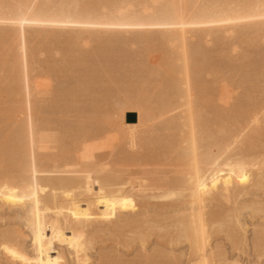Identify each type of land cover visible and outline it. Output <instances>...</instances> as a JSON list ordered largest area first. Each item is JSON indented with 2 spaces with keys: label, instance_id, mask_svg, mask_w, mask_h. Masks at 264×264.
I'll use <instances>...</instances> for the list:
<instances>
[{
  "label": "bare ground",
  "instance_id": "obj_1",
  "mask_svg": "<svg viewBox=\"0 0 264 264\" xmlns=\"http://www.w3.org/2000/svg\"><path fill=\"white\" fill-rule=\"evenodd\" d=\"M252 2L0 0V4L36 6L30 14L27 7L0 11V19L19 18L23 12L33 21L23 30L18 25L0 24V40L5 45L0 50V90H7L16 100V106L7 112L16 117L13 126L0 131V188L7 186L9 194L19 198L23 193L15 192V188L23 189L34 176L39 186L47 189L39 193V198L48 209L41 211L44 228L33 245L36 236L26 222L31 209L26 211L24 205H11L0 198L3 207L22 210L18 217H22L27 230V235L23 230L1 232L0 243L6 235L9 243L29 238L31 250L27 252L39 259L43 246L45 264H68L65 249L71 261L78 264L70 244L74 237L83 236L89 246L85 259L91 263L90 252L105 228L112 235L134 233L142 252L146 251L149 232L164 230L170 245L187 243L188 262L196 264L191 225L193 217L197 223L203 217L208 234L207 259L222 264V253L211 244L213 235L224 232L227 225L229 231L241 232L240 236L236 234L240 239L227 233L232 244L244 242L246 230L240 217L246 207L239 206L237 198L251 187L264 189V154L259 147L257 154L251 148L254 139L264 136V49L259 46L264 42V30L258 22L185 28L153 25L237 18V10L216 6ZM68 21L101 26H59ZM227 40L235 41L233 52L238 45L248 49H244L247 55L240 54L239 65L230 63L229 56L219 55ZM207 41L213 43L211 48L206 47ZM88 43L94 49L84 51ZM20 49L22 60L17 53ZM53 49L61 54V60L40 63L57 82L48 95L50 101L44 102L40 85L31 75L38 53ZM250 53L255 59L252 69L247 65V72L238 66L243 67ZM5 57L10 58L9 64L2 62ZM225 66L242 72L237 84L247 86L229 109L220 103L224 90L219 84ZM231 115L237 120L235 126L231 124L236 132L232 130L235 134L221 142L222 127L226 132L228 125H222L223 119ZM193 138L201 159L198 173L191 164ZM245 142L249 143L248 150L240 158L233 159L237 156L229 157L231 152L221 150L222 146ZM244 176L247 179L242 182ZM197 184L206 192L194 203L190 189ZM180 190L184 191L183 198H173V193ZM125 200L130 201L126 206ZM135 201L142 212L131 206ZM223 203L234 206L226 223L222 213L206 211L211 205ZM156 206L158 216H170L151 218L150 208ZM166 220L171 222L165 226ZM261 231L254 233L255 247L261 248ZM0 255L4 260L11 259L2 250ZM99 261L104 264L105 257L102 255Z\"/></svg>",
  "mask_w": 264,
  "mask_h": 264
},
{
  "label": "rangeland",
  "instance_id": "obj_2",
  "mask_svg": "<svg viewBox=\"0 0 264 264\" xmlns=\"http://www.w3.org/2000/svg\"><path fill=\"white\" fill-rule=\"evenodd\" d=\"M126 36L128 37V35H126ZM122 37H124V35ZM17 42H18V40H17ZM225 43H226V45L224 47L226 48V50H225V48L222 49V51L220 52L219 55H221L223 58L224 57L228 58V56H229L230 59H232V61H233V62L229 61L230 63H233L235 65H239L238 64L239 62H237L239 57L241 55H247L246 50H248V49H247L246 45H242V47H241V45H238V48H236V51L233 52L231 49L233 48L235 41L234 40H227V41H225ZM259 43H260L259 46L264 49V42L261 41ZM18 44H19V42H18ZM212 46H213V43L211 41L206 42V47L211 48ZM83 48H84L83 49L84 51L85 50L88 51L90 49H94V45L88 43V44L84 45ZM134 48H136V47L133 46V50H137V48L136 49H134ZM1 49L2 50L5 49V45L3 43V40L2 41L0 40V50ZM130 49L132 50V47ZM244 49H246V50H244ZM20 51H21V49L18 50L17 53L19 54V56L21 58V52ZM45 52L46 51L38 53V56H37L38 60L36 59L37 65L35 64L34 65L35 67L33 66L35 71H34V73H32L31 77L33 78L34 81H36L37 84L40 85L38 87V90L41 91L40 95L42 96V101L44 100V102H46L48 100V102H49L50 100H49L48 95L53 90L56 89L57 82L49 75V73H47L41 69L43 64H40V63L47 62L48 60H54V62L57 63L58 61L61 60V54L58 51H56L55 49L51 50L50 52H46V53ZM49 58H52V59H49ZM248 58L249 59H247L246 63L243 64V67L238 66L239 68L245 69V71H247V72H248L249 68L252 69V67H253L251 64H252V61H254V59H255V54H253V53L248 54ZM21 60H22V58H21ZM2 62L9 64L10 58L5 57V59L3 58ZM39 65H41V66H39ZM247 65H250V67ZM229 70L231 73L229 72ZM223 73H225V74H223ZM233 73H235V74H233ZM225 75H227V76H225ZM240 75H242V72H239L236 69L232 71L231 69L226 68V66L221 71L220 82H222V83H220L219 86H220L221 91L222 90H224V91L222 92V95L220 97V103H222L224 107L228 106V108H226V109H229L230 106L232 105L231 103L233 102V104H234L236 99L241 97L242 93L245 92V88L247 86H244V85L239 86L237 84V81L239 80ZM224 77H226V78L228 77V78L224 79ZM208 79H210V78H208ZM230 83H232V85ZM4 84H5L4 86L6 87V83H4ZM43 97H46V98H43ZM15 106H16V100L8 95L7 90H3V88H2L0 90V107H2V108H0V112L3 109L2 113L4 112V114H2L3 122L0 121L3 125L2 126L0 123V131H2V127L4 129H7V128L13 126V123H14L16 117H15V115H13V117H12V114L9 115L10 113L8 114L7 112L9 110V108L11 109V108H14ZM224 111H225V109H224ZM7 114L9 117H6ZM232 116L233 115H231L229 117V119L228 118L223 119L222 125L223 126H225L227 124L228 125L225 126V129H227L226 132H224L225 131L224 127H222L223 132L221 133L222 135H220V137H221L220 141L221 142L222 141L225 142L226 140L230 139L236 132L235 131L236 128H234V126L236 125L235 122L237 120H235L236 117H234V116L232 119L231 118ZM2 118H0V120ZM9 118H12V120ZM226 119H228L229 121L230 120H233V121L227 122L228 120H226ZM10 120H11V123H9ZM5 121L8 122L7 126H6L7 122H5ZM231 124L234 125V126L232 125V128H231ZM230 130L231 131L233 130L235 132L232 131L231 135L229 136V135H227V133L231 132ZM223 133H225V134H223ZM225 138H226V140H225ZM260 138L254 139L255 141L253 140V143H251L253 145L255 144L251 148L252 149L255 148L254 151H256L255 152L256 154L259 151V150L258 151L256 150L257 147H259L258 149L261 148V150H262L261 153L264 154V150H263L264 149V136L261 139ZM248 145H249L248 142H245V143H242L239 145L238 144L235 145L236 147L233 148L229 157L233 158V157L237 156L236 158H233V159L240 158L242 156V154L247 152ZM246 146H247V149L245 150ZM252 149H250V150H252ZM248 152H250L251 155L253 153V151L252 152L248 151ZM135 169H137V167H135ZM1 170H4V169H1ZM0 173L3 174V171H0ZM173 176H176V175L174 174ZM262 201H264V189L262 190L258 187H251L250 189H248V192L246 194H243L237 198V202H238L239 206L244 205L246 207L241 211V217H240L241 222L244 225V229L246 230V235H245L246 239L244 241L245 243L242 241H239V242L237 241L236 242L237 244L233 245L231 239L227 236L228 235L227 233L229 232L232 237H234V238L236 237L235 239H237V238L240 239V237H237L236 234H238V236H240L239 233H241V232L237 231V229L233 230V231H229V229L227 228V225L224 226V228H223L224 232H216L213 235V237L211 239V244L213 246H217L218 251L222 253V255H223L222 256V260H223L222 264H223V262H224V264H236V262H238V261H243L244 264H248L249 261H251V264H261V259H262V257H264V253H262L260 247H255L254 233L256 231H258L259 229H262V226H264V219L261 218L260 211L253 212L252 209H256V208L260 209ZM131 204H130L131 206H133V205L137 206V208H135V210H137L138 212L143 211V209L140 207V203H138L137 201L131 202ZM154 205H156V202H154ZM0 206L3 207V205L1 203H0ZM6 206L2 208L3 211H0V233L4 232V231H14V230L22 231L23 230V233L25 232L24 234L27 235V230L24 228V222H23L24 220L22 219V217L21 218L18 217L20 215L22 216V214H23L22 210L16 206L15 207L14 206H7V208H6ZM8 207H11V209L9 210ZM12 207H14V208H12ZM17 208L19 210L18 212H17ZM156 208H157V206L150 208V217L151 218H153L155 216L161 217V218L170 216V215H166V214L158 216L159 213H158V209H156ZM12 209L13 210L15 209V210L13 211ZM221 209L223 211H221ZM233 209H234V206L232 203H223V204H219V205H211L210 207H207L206 211H208V212H215L216 211V212L222 213L221 219H223L224 222L226 223V221L229 220V214L232 212ZM20 210H21V213H19ZM14 212H15V214H14ZM16 213H18L17 216H16ZM170 222H171L170 220H166V222H165L166 224L164 223L163 225H165V226L169 225ZM107 228H109V226ZM171 229L172 228L169 227L168 231H172ZM104 230H105L104 233L102 235H100L99 237H97L94 248L92 249L93 251L90 252V255H91V263L90 264H101V262L99 260H100V257L102 255H103V257H105V263L104 264H189L188 261L190 258H189V250H188L187 243L186 242H182V243H178V244L172 243V245H170L167 236L164 235L165 234L164 230L160 231L161 233L158 231L152 232V233L149 232V237L147 238V241L145 243V247H146L145 250L146 251L145 252L143 251L144 253L141 251L142 249H141L138 241L134 239L135 238L134 233H130V232L125 231L119 235H112L111 231H108L106 228ZM160 234H162V235H160ZM157 235H159V237ZM234 238H233V240H235ZM19 240H20L19 242L22 244V246L27 251L30 252L31 246H30L29 238L22 237ZM166 245H167V248H166ZM64 251L68 257V264H74L71 261V258L68 256V251L66 249ZM142 254H143V256H142ZM158 255H162V257L158 256ZM145 256L147 257L146 260L144 258ZM0 260H4L1 255H0Z\"/></svg>",
  "mask_w": 264,
  "mask_h": 264
},
{
  "label": "snow or ice",
  "instance_id": "obj_3",
  "mask_svg": "<svg viewBox=\"0 0 264 264\" xmlns=\"http://www.w3.org/2000/svg\"><path fill=\"white\" fill-rule=\"evenodd\" d=\"M28 8V13L30 14L32 10L36 7L35 5L32 6H25V5H10V4H0V11L7 13V11L12 8ZM181 8L183 5L180 6ZM216 7H223V8H231L237 10V18H230V17H220L219 19H212L207 20L201 23H186L181 20L180 23L169 24V25H161L156 24L153 25L155 27H176V28H185V27H207L211 24H252L258 22L261 29L264 30V0H253L252 3H242V4H230V5H217ZM33 23L27 15H24L23 12L20 14L19 18H7V19H0V24H11V25H18L21 30L25 24ZM61 27H97L101 25L93 24L90 22L85 23H72L71 21L64 22L60 24ZM104 26H116V25H104ZM261 122L264 124V113L261 116ZM255 123V121L253 122ZM235 145H228L227 148L222 146V151L232 152ZM215 155V153H212ZM191 164L197 173L200 170V154L195 144V138H193V145H192V154H191ZM35 173V169L33 170ZM247 177L244 176L242 179L246 180ZM192 192V199L195 203L198 200L203 199V193L206 192V189L202 186L197 184L196 187L190 189ZM9 188L5 186L4 188H0V198L6 199L11 205H24L26 211L31 209L29 215L26 217V222L32 227L33 233L36 236V240L33 241V245L40 240L41 232L43 231L44 225L41 223V211H47L48 209L42 203L41 199L39 198V193L41 191H47V189H43L39 186L36 182L34 176L29 180L28 183L25 184L23 189L15 188V192L20 193L22 192L23 195L17 198L16 195L9 194ZM184 196V191L180 190L178 192L173 193V198L182 199ZM130 201L125 200L124 205H128ZM115 207V205H113ZM73 217L77 220L80 219V216L77 215L76 212L72 213ZM260 215L261 218L264 219V201H262L260 206ZM191 233L194 235V252L197 257L196 264H216L214 260L207 259V239L208 234L205 228V223L203 217H201L200 221L197 223L195 217H193V223L191 225ZM191 239V236H189ZM260 246L261 251L264 253V226H262V231L260 234ZM70 247H74L76 251V260L78 264H90V262L85 259V256L88 251V244L84 240L83 236L74 237L73 243L70 244ZM203 249V250H202ZM0 250L4 253H7L10 260H0V264H16V261H23V264H45L43 260L44 255V247L41 246L39 249V256L41 258L37 259L32 256L30 253L27 252L25 248H23L19 241H15L14 243H9V238L6 235L4 241L0 243ZM48 264H52V261H48ZM56 264H60L59 261ZM236 264H244L243 261H238ZM251 264V261L248 262ZM261 264H264V257L261 259Z\"/></svg>",
  "mask_w": 264,
  "mask_h": 264
},
{
  "label": "water",
  "instance_id": "obj_4",
  "mask_svg": "<svg viewBox=\"0 0 264 264\" xmlns=\"http://www.w3.org/2000/svg\"><path fill=\"white\" fill-rule=\"evenodd\" d=\"M132 116H133V114H132Z\"/></svg>",
  "mask_w": 264,
  "mask_h": 264
}]
</instances>
